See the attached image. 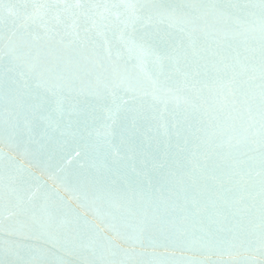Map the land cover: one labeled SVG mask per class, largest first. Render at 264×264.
Segmentation results:
<instances>
[{"label": "water", "instance_id": "95a60500", "mask_svg": "<svg viewBox=\"0 0 264 264\" xmlns=\"http://www.w3.org/2000/svg\"><path fill=\"white\" fill-rule=\"evenodd\" d=\"M0 264H264V0H0Z\"/></svg>", "mask_w": 264, "mask_h": 264}]
</instances>
